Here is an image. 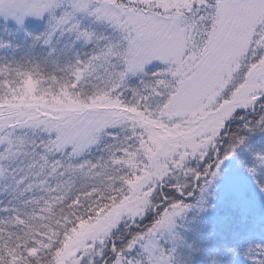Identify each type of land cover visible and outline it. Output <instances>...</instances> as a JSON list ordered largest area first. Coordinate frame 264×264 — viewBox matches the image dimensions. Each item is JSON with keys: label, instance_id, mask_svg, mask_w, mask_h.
Returning <instances> with one entry per match:
<instances>
[{"label": "snow or ice", "instance_id": "6c2138e0", "mask_svg": "<svg viewBox=\"0 0 264 264\" xmlns=\"http://www.w3.org/2000/svg\"><path fill=\"white\" fill-rule=\"evenodd\" d=\"M0 264H264V0H0Z\"/></svg>", "mask_w": 264, "mask_h": 264}]
</instances>
